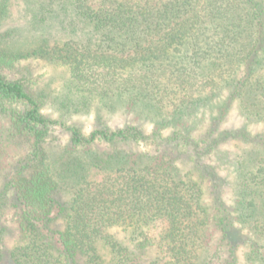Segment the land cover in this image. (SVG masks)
Returning <instances> with one entry per match:
<instances>
[{
    "label": "trees",
    "instance_id": "16d2710c",
    "mask_svg": "<svg viewBox=\"0 0 264 264\" xmlns=\"http://www.w3.org/2000/svg\"><path fill=\"white\" fill-rule=\"evenodd\" d=\"M33 58L128 119L54 150L0 71V264H264V0H0V70Z\"/></svg>",
    "mask_w": 264,
    "mask_h": 264
},
{
    "label": "rangeland",
    "instance_id": "374dc122",
    "mask_svg": "<svg viewBox=\"0 0 264 264\" xmlns=\"http://www.w3.org/2000/svg\"><path fill=\"white\" fill-rule=\"evenodd\" d=\"M11 11L15 17H19L15 6L11 7ZM18 23L23 24L24 20L19 19ZM0 71L9 80L19 79L25 82V85L31 90L43 89L45 94L42 107L43 113L46 117L56 121L49 137L54 150H58L60 147L70 148V131L67 129L69 126H78L85 133H89L95 128L108 126L111 129H115L127 123L128 118L125 115H120V112L104 113V111H101L102 113L100 114V112L92 110L89 114L78 113L69 115L64 110H59L57 105L53 103V93L55 90L62 89L63 82L67 76H65V72L53 70L41 59H29L23 63L21 69H2ZM6 154L3 153L2 155V166L6 165Z\"/></svg>",
    "mask_w": 264,
    "mask_h": 264
}]
</instances>
